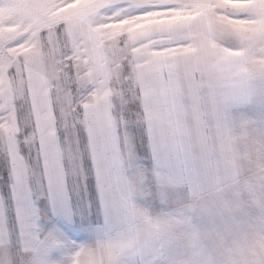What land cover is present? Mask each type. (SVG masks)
I'll return each instance as SVG.
<instances>
[{
    "label": "snow or ice",
    "instance_id": "obj_1",
    "mask_svg": "<svg viewBox=\"0 0 264 264\" xmlns=\"http://www.w3.org/2000/svg\"><path fill=\"white\" fill-rule=\"evenodd\" d=\"M0 264H264V0H0Z\"/></svg>",
    "mask_w": 264,
    "mask_h": 264
}]
</instances>
